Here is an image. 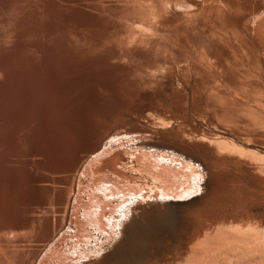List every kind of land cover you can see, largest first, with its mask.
I'll list each match as a JSON object with an SVG mask.
<instances>
[{
  "label": "bare ground",
  "instance_id": "bare-ground-1",
  "mask_svg": "<svg viewBox=\"0 0 264 264\" xmlns=\"http://www.w3.org/2000/svg\"><path fill=\"white\" fill-rule=\"evenodd\" d=\"M0 264H264V0H0Z\"/></svg>",
  "mask_w": 264,
  "mask_h": 264
},
{
  "label": "rangeland",
  "instance_id": "rangeland-1",
  "mask_svg": "<svg viewBox=\"0 0 264 264\" xmlns=\"http://www.w3.org/2000/svg\"><path fill=\"white\" fill-rule=\"evenodd\" d=\"M168 213L165 217V219L163 221H161L160 223L164 226V228H169L170 226H172V222L177 219L178 222H180V209L178 207L177 204H173V203H170L168 205ZM183 226V224H181V227ZM184 228V227H182ZM140 236L136 233L133 235V240H132V245H131V252L134 253V254H131V256H134V255H138L139 254V251L136 250L137 247H140L139 249L143 250L146 248V242L144 241H140L139 240Z\"/></svg>",
  "mask_w": 264,
  "mask_h": 264
}]
</instances>
